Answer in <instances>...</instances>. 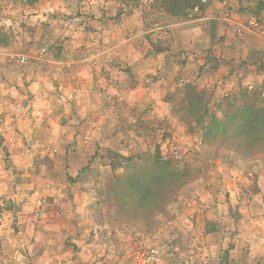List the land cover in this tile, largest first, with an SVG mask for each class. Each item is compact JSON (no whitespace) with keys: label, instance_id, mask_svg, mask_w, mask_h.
<instances>
[{"label":"rangeland","instance_id":"1","mask_svg":"<svg viewBox=\"0 0 264 264\" xmlns=\"http://www.w3.org/2000/svg\"><path fill=\"white\" fill-rule=\"evenodd\" d=\"M235 1L238 7L227 5L209 25L203 71L198 68L205 59L180 49L174 51V67L166 64L163 75L143 71L135 80L133 65L153 68L159 53L171 49L167 24L179 17L161 10L159 0H17V9L42 12L44 18L17 21L14 31L22 29L21 42L36 55L32 61L47 62L48 68H31L28 50L0 51L5 63L0 66L5 264H33V254L39 262L38 252L59 251L71 254V264H86L78 254L95 253L100 264H132L128 248L152 240L158 264H264V151L244 160L227 146L205 143L201 129L174 113L175 105L167 101L186 87L206 90L218 116V109L247 90L258 92L264 107V61L255 53L230 59L222 49L219 20L231 29L234 24L238 38L243 26L264 39L256 8L248 6L251 0ZM200 4L198 12L187 15L195 18L208 0ZM238 10L244 18L233 16ZM3 18L0 50L11 42L5 31L11 23ZM76 46L85 48L83 55L73 56ZM108 49L116 77L125 75L121 81L112 75L106 86L93 84L88 98L91 86L78 82L74 65H87L89 58L95 62ZM249 62L257 64L254 71L248 70ZM188 69L193 74H185ZM133 83L141 87L136 97H130ZM159 163L173 164L184 175L181 186L161 207L137 189L134 200L142 203H131L119 179L131 180L139 167L155 173ZM145 178L148 186L151 179ZM44 237L50 244L39 246Z\"/></svg>","mask_w":264,"mask_h":264},{"label":"crops","instance_id":"2","mask_svg":"<svg viewBox=\"0 0 264 264\" xmlns=\"http://www.w3.org/2000/svg\"><path fill=\"white\" fill-rule=\"evenodd\" d=\"M21 1H23V0H21ZM250 2L251 3L248 6L251 5L253 7L252 9L254 11L256 8V13H257L258 18L260 19V23H261L260 26L262 27V29H264V0H251ZM14 5L15 6L18 5L17 0H0V9H1L0 15L2 16V18L4 17L5 20H9L11 23V27H7V29L5 28V31H7L6 33H7V35H9V39L11 42L5 46V49H1L0 51H3V52H5V51H16V50L21 49L20 51L25 52L26 50H28V52H25V53L27 54L26 57L29 58V56H31L29 59V61H30L29 64L31 65V68L35 66L34 64L37 65L36 67L39 68V70H43V69L48 68L47 62L45 65L43 62H40V61L36 62L37 60L32 61V60L36 59V57H35L36 55L35 56L33 55L32 47L28 48L29 45H26L25 44L26 42H23V41L21 42L22 37L25 36L22 33V29L19 30L18 34H17V31H14V29L17 26V21L25 24V23H27V20H28V22H31V21H33L34 18L40 19L43 17L42 12L37 11L35 8H32V7H30V9L29 8H25V9L18 8L17 9L16 7H14ZM227 5L228 6L234 5L235 7H238L239 4L237 5V2L235 0H208V5L203 8V11L200 12V14H196L195 18H192L190 15H187L186 18H177L175 20H172L169 24H167L168 39H172V41H173L172 45L170 46L171 47L170 51H168V50L167 51H161L158 55L159 56L158 57L159 62L157 61L156 64H153V68H149L148 70H145V68H140V66H142L140 64L133 65V67L130 71V73L132 74V77H134L135 80L138 79L137 75H140V73L143 71H147V72L149 71V73L151 75H156V74L163 75L165 73V71H164L165 68L169 64L171 67H174V65H175L174 62L177 59V57H176L177 55L176 56L174 55V51H177L180 49L186 50V52L190 51V53L194 54L195 57H197V58L199 57V58H202L203 60L205 59V61H203L204 64L202 66H200V68H198V70L201 69V71H203L204 68L208 67V63L206 61V58H204L205 56H203V51L205 49L209 48L207 46L208 42H209V33H210L209 32V25H211L213 20L215 21V20L219 19V17H221V12L223 11V9H226ZM233 10H235V9H233ZM234 12H233V16L235 18H236V16L238 17V19H240L241 17H243V18L245 17L244 13H241L239 10L234 11ZM28 13L30 16L27 17ZM32 14H35V16H32ZM217 25L221 29L219 31L220 35L223 36V39H222L223 41L221 43V45H223L222 46L223 52L225 54H227L228 57H231L230 59L238 60V59H246L247 57L249 59L250 58L249 54L255 53L257 57L261 58L262 61H264V39H261V37L256 33V31L250 30V29L245 28L243 26H241V27L238 26V27H240V29H242V32H243L242 38H238L233 33V31H234L233 29L236 28L234 26V24H233V27H234L233 29H231V27L226 25V23L224 21L219 20ZM9 28L11 29V32L9 31ZM41 31L42 30H40V35H41ZM44 33H43V35H44ZM33 35H34V37H36L35 34H33ZM40 35H39V37H40ZM169 36H170V38H169ZM245 45H247V46L245 47ZM21 46H23V47L21 48ZM83 49H85V48H81V46H76L72 50L71 53L73 54V56H75V54L76 55L82 54V52L85 51ZM86 53H88V52L86 51ZM99 55H102V56L98 57V59L95 62H94L95 59L89 58L87 65L82 64V63H79V64L76 63L77 65L76 64L74 65L76 75L78 76V82L80 81L81 83H84V84L87 83L91 86L87 89L88 90L87 91V97L88 98H89L92 90L95 91L93 84H99V85L103 84L104 86H106L107 80L109 78L113 77L112 75H115L113 62L112 61L107 62L108 57H110V55H111V51H109V49L104 50V51H100ZM91 61H93V62H91ZM250 62H249L248 70L254 71L256 69L255 66H257V64L256 63L251 64ZM1 64H5V63L0 61V66H1ZM166 64H168V65H166ZM195 67H196V65H195ZM187 68H189V66H187ZM168 71H170V69ZM157 72H159V73H157ZM184 73L185 74H193V70L190 71L188 69V70H185ZM39 74L40 75H38V76H41V74H43L42 71ZM117 74H118V77H116V75H115L114 79H116L117 81L118 80L121 81L125 74L124 73H117ZM196 74H197V71H196ZM29 75H27L28 78H29ZM196 76H198V75H196ZM62 77H64V76H62ZM115 84H116V81H115ZM133 85H134V87L129 89L130 90V97H131V95L136 97L137 94H135V93H137L141 88V87H139L140 84L133 83ZM3 99H5V98H3L1 96L0 101ZM134 100H136V99H134ZM75 111L77 113V110H75ZM76 116H78V115H74L75 118H76ZM93 127H94V125H93ZM75 129H77V128L75 127L74 130ZM0 191H2V189H0ZM19 225H21V227H22L23 224L19 223ZM50 242H51L50 238L44 237L43 238V244H40L39 246L45 245V247H46L47 245L50 244ZM7 243H8L7 238H5V239L0 238V250H2V248L5 245H7ZM16 245H18L17 242H16ZM25 245L27 246L26 243H25ZM28 247H30L29 248V250H30L32 245L28 246ZM38 248L41 249L40 247H38ZM67 248H69V247H66V249ZM34 252H36V250H34ZM38 254H39V262H37L38 257L35 254L32 255V258L30 260L32 261L33 264H49L48 262H50V264H62V261H66L67 262L66 264H71L69 262V257L71 256V254H69V253L66 254L64 251H59L54 255H50L49 253H46V252L44 254L42 252H38ZM4 255L1 254V251H0V264H5L7 261L5 259L8 258V256L6 257ZM78 255L79 256L81 255L80 261L81 262L84 261L86 264H96L97 260H99V257L97 256L96 253L93 256L90 254H88L87 256H85V255L82 256V254H78ZM29 256H31V255H29ZM15 257L18 259L17 256H15ZM126 257H128V259H129V255H127ZM24 259H26V257ZM75 261H77V259H75ZM28 262H29V260L26 261V263H28ZM99 262H100V260H99ZM105 262H106V264H110L108 262V260L107 261L105 260ZM97 264H100V263H97Z\"/></svg>","mask_w":264,"mask_h":264},{"label":"trees","instance_id":"3","mask_svg":"<svg viewBox=\"0 0 264 264\" xmlns=\"http://www.w3.org/2000/svg\"><path fill=\"white\" fill-rule=\"evenodd\" d=\"M125 1L137 3L139 0ZM200 1L159 0L158 6L170 16L186 18L196 6L200 8ZM238 94L232 102L229 101L223 108L218 109V116L209 107L210 96L206 90L186 87L177 94H172L167 101L175 105L174 113H182V118L188 124L194 123L201 129L205 143L227 146L245 160L254 158L264 151V107L258 104L261 101L258 92L241 90ZM117 157L125 159L122 156ZM135 172L138 175L132 173L134 177L131 180L124 177L119 179V184L124 191L126 190L128 198L132 200L131 203H142L139 199L134 200L132 191L137 189L144 192L143 195L149 203L161 207L166 196L174 194L183 183L184 175L170 163H159L155 173H148L146 167H139ZM146 174L151 179L148 186L144 184ZM136 208L141 210L139 206Z\"/></svg>","mask_w":264,"mask_h":264},{"label":"built area","instance_id":"4","mask_svg":"<svg viewBox=\"0 0 264 264\" xmlns=\"http://www.w3.org/2000/svg\"><path fill=\"white\" fill-rule=\"evenodd\" d=\"M199 9V6H196L193 10L194 12H198ZM10 58L14 59L15 57L10 56ZM19 61L24 63L26 59L21 56L19 57ZM152 239H156V236H153ZM152 241L149 243H134V245L128 248L129 259L132 264H158V250Z\"/></svg>","mask_w":264,"mask_h":264}]
</instances>
